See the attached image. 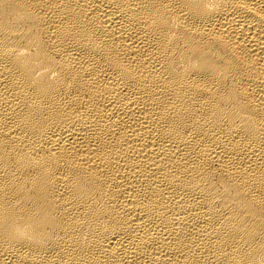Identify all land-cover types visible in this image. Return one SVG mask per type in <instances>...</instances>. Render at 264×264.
I'll return each instance as SVG.
<instances>
[{
	"label": "bare ground",
	"instance_id": "6f19581e",
	"mask_svg": "<svg viewBox=\"0 0 264 264\" xmlns=\"http://www.w3.org/2000/svg\"><path fill=\"white\" fill-rule=\"evenodd\" d=\"M0 264H264V0H0Z\"/></svg>",
	"mask_w": 264,
	"mask_h": 264
}]
</instances>
